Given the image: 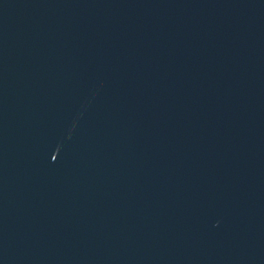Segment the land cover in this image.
Masks as SVG:
<instances>
[{
  "label": "water",
  "instance_id": "1",
  "mask_svg": "<svg viewBox=\"0 0 264 264\" xmlns=\"http://www.w3.org/2000/svg\"><path fill=\"white\" fill-rule=\"evenodd\" d=\"M0 264H264V0H0Z\"/></svg>",
  "mask_w": 264,
  "mask_h": 264
}]
</instances>
